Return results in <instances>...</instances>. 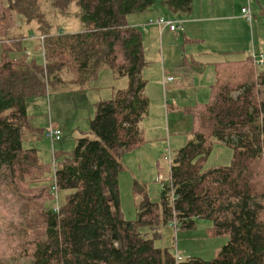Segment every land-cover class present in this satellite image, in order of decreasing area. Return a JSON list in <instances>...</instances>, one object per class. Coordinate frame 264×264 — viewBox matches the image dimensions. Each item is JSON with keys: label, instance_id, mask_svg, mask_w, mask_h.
I'll return each mask as SVG.
<instances>
[{"label": "trees", "instance_id": "1", "mask_svg": "<svg viewBox=\"0 0 264 264\" xmlns=\"http://www.w3.org/2000/svg\"><path fill=\"white\" fill-rule=\"evenodd\" d=\"M192 1L49 0L55 18L69 15L72 2L79 9L81 30L62 32L39 0H0V264H175L170 249L155 246L159 230L191 229L196 220L228 241L214 259L179 264H264V70L253 56L219 64L207 102L173 108L191 127L184 145L170 149L159 201L135 184L136 218L125 220L120 208V159L146 143L140 125L150 107L142 32L126 19L159 8L187 17ZM28 41L36 43L30 57ZM102 69L127 86L95 104L93 138L84 133L43 165L23 143L46 137L48 125L32 123L26 100L70 84L78 89L69 93H82ZM217 143L231 149L230 163L204 168ZM54 193L62 194L57 212Z\"/></svg>", "mask_w": 264, "mask_h": 264}, {"label": "rangeland", "instance_id": "2", "mask_svg": "<svg viewBox=\"0 0 264 264\" xmlns=\"http://www.w3.org/2000/svg\"><path fill=\"white\" fill-rule=\"evenodd\" d=\"M41 8L47 13L49 20L52 22L53 29L59 28L62 32H78L81 30V24L77 14L79 9L75 2H72L69 7V15L66 17L55 18V12H53L49 5V0H39ZM246 0H244L243 6H245ZM229 7V6H227ZM261 10L264 12V5H261ZM159 8V11H163L164 14H169L165 9ZM256 11L255 17L251 26L247 23L249 32L247 29L243 30L240 26L237 27L236 37L242 44L238 45L240 48L251 46L254 41L256 48L259 46V42L264 41V14L259 13L258 8H254ZM140 16V15H139ZM143 16V15H141ZM135 16L132 22L142 18ZM153 19V18H152ZM167 19V18H166ZM128 22V18L126 19ZM178 22V20H177ZM57 26V27H56ZM179 34V33H178ZM32 35V33L30 34ZM180 35V34H179ZM161 40V41H160ZM165 41V44H164ZM36 43H30L28 41L27 48L30 57L32 50ZM162 44H164V56L168 59H172L173 56L179 54L177 46L172 43V40L168 37L158 39L157 47L150 46V42L145 51L146 61L148 62L143 69V77H145V71L159 70V66L153 61L154 58H161L162 56ZM235 46L227 48V52L234 49ZM179 48L180 44H179ZM159 53H158V50ZM238 51L227 54L222 60L224 61H238L245 59L244 54H248L249 49L245 52ZM161 51V53H160ZM31 53V54H30ZM161 54V55H160ZM39 58V57H38ZM259 70H264V65L258 67ZM162 72V71H161ZM171 80L175 76L168 75ZM146 78V77H145ZM163 78H166L163 76ZM71 73H66L64 76L65 81L72 80ZM169 83V82H166ZM198 83V82H197ZM171 83H169L170 85ZM127 86V80L122 78H115L112 71L109 69L100 70L95 81L83 86L82 93L71 92L69 89L77 90L78 88L74 84H70L65 91L49 90L48 95L42 97L28 98L26 100L27 113L31 115L32 123L39 129L48 128L50 125L59 128L61 131V140L54 142L51 146L50 141L42 134L38 140L34 142H24V148L33 147L37 150L40 162L43 165L50 166L52 162V151L56 154L59 152H69L73 149L76 143V139L83 136L84 133L90 138H93V134L89 133V118L94 115L95 104L101 100H107L112 98L115 91L123 89ZM153 85L148 83L146 85L145 94L149 99V119L153 126L154 121H161L157 117L158 104L156 103V96L154 94ZM170 104V103H169ZM168 111H171L167 106ZM184 120L188 117L180 115ZM184 117V118H183ZM185 124V123H183ZM184 129L186 128L185 125ZM183 128V127H182ZM153 132V129H150ZM184 132V131H183ZM152 136L153 133H151ZM170 147L172 153L178 150L176 147L178 134L169 132ZM185 137V136H184ZM186 138V137H185ZM165 142L163 140L157 141L153 150H147L145 155L143 154L147 147L142 146L140 151L128 153L121 157L120 162L123 165V170L118 176V187L120 197V208L125 220H134L136 218V209L134 202L136 195L134 193V185L137 184L139 189L148 194L151 201L158 202L161 196L162 183H166L169 180V163L164 161L163 153L165 146H161L160 143ZM28 143V144H27ZM32 143V144H31ZM164 144V143H163ZM166 146L167 143L165 142ZM164 144V145H165ZM176 148V149H175ZM232 157V151L230 148L222 145L215 144L204 163V168H211L216 166H225L230 163ZM59 203L62 202V194H59ZM54 204V202H52ZM211 227V223L207 220H196L195 226L191 229H181L177 227L174 229L170 224L161 227L159 230L160 238L155 242V246L162 249L168 248L171 252L174 251L176 246L178 254L184 259L187 257H197L203 260H211L218 256L222 246H224L228 238L226 236H212L208 229ZM147 229H141L146 231Z\"/></svg>", "mask_w": 264, "mask_h": 264}, {"label": "crops", "instance_id": "3", "mask_svg": "<svg viewBox=\"0 0 264 264\" xmlns=\"http://www.w3.org/2000/svg\"><path fill=\"white\" fill-rule=\"evenodd\" d=\"M243 3L244 0H193L191 12L187 17L164 14L159 10L127 17L129 20L127 22L128 25L141 29L144 53L147 51L146 45L149 42L150 46L156 48L158 39H163L164 37L171 39L179 50L177 56L175 54L172 59H168L163 54L164 41L160 60L159 58H154L153 61L159 66V70L151 71V73L148 70L145 71L146 78H144L147 84L151 83L153 85L152 88H154L153 91L158 104L157 117L161 121H154L155 126H153L149 123L148 114L140 125L142 136L146 140L143 146L147 147L143 151L144 155L147 150H153L159 140L164 141L165 139L167 146H170L169 132L180 135L176 142L177 149L184 145L186 140L184 136L191 127V119L176 112L173 108H183L208 101L210 86L215 81L216 69L219 64L227 62L222 60V58L231 52L238 51V49H241V52L250 50L248 54H244L245 58L249 56L257 58L259 55L264 54V41L262 40L257 48L254 41L249 47L240 48L238 46L242 43L236 37L237 27L240 26L243 30L247 29L249 32L246 23L251 26L253 22L248 23L242 17L241 8ZM261 5H264V0H251L250 12L252 20L257 13L256 11L253 12L254 8H258L260 10L259 13L264 14L261 10ZM139 15H143L141 16L142 18L132 22L133 17H140ZM162 16L165 19L167 18V21L178 23L179 28L175 31H169L168 28H165L160 34L156 26L145 25L149 19H156ZM179 44L181 48H179ZM230 46L235 47L232 51L227 52V48ZM145 58L147 57L145 56ZM169 74L175 76V78L168 80L170 79ZM163 76L166 78H163ZM166 82L171 84L169 85ZM167 106L170 107L171 111H168ZM180 115L188 117V119L184 120ZM182 125H185L186 128L184 129ZM151 128L153 132H151ZM165 142L163 143L165 144ZM163 143H160L161 146L159 147L165 146L166 148V144L164 145ZM140 149H138V152Z\"/></svg>", "mask_w": 264, "mask_h": 264}, {"label": "built area", "instance_id": "4", "mask_svg": "<svg viewBox=\"0 0 264 264\" xmlns=\"http://www.w3.org/2000/svg\"><path fill=\"white\" fill-rule=\"evenodd\" d=\"M250 4H251V0H246L245 6H243L241 8L242 17L248 23H250L252 21V14L250 12ZM145 25H154V26H156L159 29L160 34L165 28H168L169 31H175L176 29L179 28L178 23L167 21L164 17H158L156 19H149L145 23ZM30 39H34V37H31ZM26 54L29 55V52H26ZM255 62H256V65H258V66L264 65V54H261L257 58H255ZM168 80H171V78L168 79ZM45 135H46V138H48V140L51 143H54V142H57V141L60 140L61 131L58 128L53 127L52 125H50L46 129ZM163 159H164V161H167V163L170 164V162H171V151H170V148L168 146L164 149ZM161 185L163 187L164 183H162ZM53 198H55L54 211L57 212L58 211V204H59L57 193L53 194ZM172 226H173L174 229H176L174 223H172ZM173 256H174L175 264H179L180 262L183 261V258L177 252L176 246L174 247Z\"/></svg>", "mask_w": 264, "mask_h": 264}]
</instances>
